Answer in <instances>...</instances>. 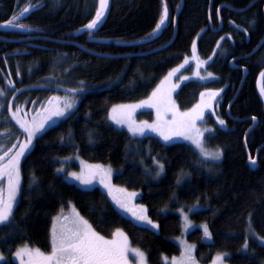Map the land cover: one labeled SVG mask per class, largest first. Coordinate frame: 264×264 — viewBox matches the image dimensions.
I'll list each match as a JSON object with an SVG mask.
<instances>
[{
  "label": "trees",
  "instance_id": "1",
  "mask_svg": "<svg viewBox=\"0 0 264 264\" xmlns=\"http://www.w3.org/2000/svg\"><path fill=\"white\" fill-rule=\"evenodd\" d=\"M181 3L112 0L96 32L85 26L95 18L99 0H0V25L30 9L17 21L26 27L0 26V136L11 135L6 146L16 149L23 137L11 111L32 113L65 89H83L72 113L36 137L20 162L19 201L10 220L0 224V251L8 257L2 264H18L12 255L21 246L48 252L55 217L71 204L103 237L123 230L149 264H168L180 254L174 238L183 234L181 211L211 233L207 238L195 228L187 234L199 263L226 253L230 264H264V243L258 239L264 238V99L257 85L264 71V0H184L175 25ZM165 4L167 21L157 31ZM220 24L214 31L212 26ZM156 34L148 43L121 44ZM198 35L197 51L217 79L188 81L176 99L187 109L204 93L221 90L215 110L225 125L211 113L205 121L216 128L206 143L223 149L219 163L206 161L185 142L134 137L110 118L112 106L148 97L191 53ZM174 36L168 47L145 54ZM80 46L124 57L96 56ZM237 57L244 58L235 61L239 67L234 69L230 61ZM242 67L248 71L243 83ZM252 117L258 124L246 144ZM257 150L253 169L248 151L254 158ZM78 157L111 166L113 182L139 193L137 200L146 205L154 225L135 223L100 187L84 189L68 181L58 169H80ZM197 205L202 208L194 210Z\"/></svg>",
  "mask_w": 264,
  "mask_h": 264
},
{
  "label": "snow or ice",
  "instance_id": "2",
  "mask_svg": "<svg viewBox=\"0 0 264 264\" xmlns=\"http://www.w3.org/2000/svg\"><path fill=\"white\" fill-rule=\"evenodd\" d=\"M99 10L96 12L95 18L88 23L85 27L88 29H95L98 23L101 22L105 10L108 6V0H99ZM30 11L29 8H25L19 16L14 17L9 20L6 25L0 26H13V27H26L25 25L18 24L17 21L27 15ZM168 17V9L165 4L163 9L162 18L157 25V31L160 29L162 25L165 24ZM192 59L198 60V57H192ZM189 61L186 59L184 64L180 67L183 68ZM207 63V61H198L197 67L199 68L202 64ZM175 71H179V69L173 70L170 72L168 77L165 79L168 80L172 75H174ZM199 75V72L196 73ZM212 74L209 73V76ZM262 78H264V73L261 74ZM187 79V77H185ZM175 87V86H174ZM261 92L264 93V86L261 87ZM2 94V93H0ZM219 93H212L211 98L214 99ZM160 105H164L165 112H173L174 118L171 122V125L175 127L170 131V133L166 134L162 129V126L159 123L149 124L147 122H141L137 124L135 121L129 119L128 127L131 132L136 135H143L145 129H151L153 131H159L161 135L164 136L165 140H171L173 136H180L190 140L197 149H199L200 154L205 157H211L214 160H220L223 156V150L217 148L214 151H210L205 146L204 133H212L213 129L204 128L201 129L197 127V121L204 119V109L211 108V104H207L204 106L197 105L195 108L188 112L178 113L176 109L175 103L171 101L169 95H161L160 91L154 92L152 96L146 100L142 101L139 105L128 106L129 109H135L137 107H156L158 119L160 117ZM73 107V104L65 102L63 108L56 107L54 111H51L48 117L41 121L39 124L34 125L33 127H28L27 125H22L25 128V131L28 134V140L25 144L20 145V151L16 152L14 155L9 157V152L11 149H7L4 151L3 156H0V161H4L7 157L6 163H0V178L7 177V195L5 196L4 190L0 189V223L8 222L12 216L14 210V204L16 201V196L19 192L20 188V174H19V159L24 155V151L29 148L31 145L32 139L44 129L45 124L55 117H62L65 115L66 111ZM19 111V110H18ZM113 113L117 112L116 108H113ZM13 117L16 116V113H12ZM130 116V113H129ZM178 117V118H177ZM112 119H116V116L113 115ZM219 125H225V121L219 119L217 117ZM123 120H117V123H123ZM13 148L16 145L12 146ZM158 163V162H157ZM255 163V161H253ZM92 168L99 171L106 179H110L111 177V169L103 168V166H91ZM160 170L163 171V165H159ZM58 171H62V169H58ZM96 172H91L89 174H81L76 175L73 173V176L76 179L80 180L84 184H91L92 179L90 177H94ZM104 183V181H101ZM105 187H109L110 185L105 183ZM111 191V188H110ZM117 191L124 193V195L131 199L132 197L137 196L138 194L135 192L128 193L124 189H118ZM113 199L117 201L121 207H127V203L121 200L117 196H113ZM143 212L144 209H141ZM134 215H137L135 212ZM139 220H146L147 217L144 215H137ZM185 220V229L191 227V222L188 219L187 214L184 216ZM74 227L69 229L66 227H61L58 231L56 226L53 225L51 231V253L44 254L38 248H29L27 245L23 248L16 251L15 256L18 259H22L24 257L27 258V264H128V255L131 253L134 258L138 259L139 264H146V256L139 249L130 248L127 236L117 230L113 234L112 239H106L103 236L99 235L94 231L92 226L88 224L86 220L79 217L77 214V219L74 222ZM203 234L205 237L210 238L211 233L208 230L207 225H203ZM258 239H260L258 237ZM264 243V239L261 240ZM245 249L248 247L247 244L244 245ZM194 250V246H186L185 254L179 259L174 260L173 264H196L195 258L192 255V251ZM227 256L226 253L217 254L216 260L214 264H223L224 258ZM165 260L167 258H164Z\"/></svg>",
  "mask_w": 264,
  "mask_h": 264
},
{
  "label": "rangeland",
  "instance_id": "3",
  "mask_svg": "<svg viewBox=\"0 0 264 264\" xmlns=\"http://www.w3.org/2000/svg\"><path fill=\"white\" fill-rule=\"evenodd\" d=\"M198 38H199V35L197 36V38L193 42V45H192V48H191V53L189 55H187L184 58V60L179 65L173 67L172 69H170L167 72V74H165V76L160 80V82L158 83L156 88L151 92V94L148 97H146V98H144L142 100L136 101V102L121 103V104H116V105L111 107V109H110V118H111L112 122L117 127L126 129L134 137H143V136H146V135H155L158 138H160L163 142L169 143V144L170 143H176V142H185V143H188V144L192 145L200 154L199 149H197L196 146L190 140H188V139H186L184 137L173 136V138L171 140H165L164 136L161 135V133L159 131H153L151 129H145V132H144L143 135H139V134L134 135L131 132V130L129 129V127H128V121H129V119H131L132 121H135L137 124H140L141 122H147L149 124L159 123L162 126V129L165 131L166 134L170 133V131L175 126L171 125V123H165V122H171L173 120V118H174V113L173 112H165L164 105H160V117H159V119H158L157 108L156 107H137L135 109H129L128 108V106L139 105V104H141L142 101L148 100L152 96V94L154 92H157V90H159L161 95H169L170 96L171 101H173L175 103V106H176V109L178 110V113L188 112V111L192 110L193 108H195L197 105L204 106V105H207V104H211V108L210 109L209 108H205L204 109V113H205L204 114V119L202 121L201 120L197 121V127L201 128V129L211 128V129H213V132L215 131V129H216L215 126L211 125V124H207V123H205V121L207 120V114H209V113H213V116L216 118V122L217 123H218L217 117L219 119H222L214 111L215 106L219 102V96L222 93L221 90H217L216 89V90H211V91H208L207 93H204L203 96L199 99V101L195 105H193L192 107L187 108V109L181 108L179 103H178V101H177V99H176V93L181 88V86L184 83L188 82V81L200 80L202 82H208V81H212V80L217 79L215 74H213V73H211V72H209V71H207L205 69V66H206L207 63L206 64H202L199 68L197 67L198 61H207L208 62L207 59H203L199 55V53L197 52V49H198ZM194 56L198 57V60L192 59V57H194ZM186 59L189 61V63L186 64L183 68H181L180 66L182 64H184ZM176 69H179V71H175L174 75H172L168 80H166L165 78L168 77L169 73L173 72V70H176ZM197 72H199V75L196 74ZM209 73H211L212 75L209 76ZM263 73H264V71H263ZM261 74H260V76L258 78V83H259L260 90H261V87L264 86V78H262ZM185 77H187V79H185ZM82 91H83V89H65V90H63V93H59V94L54 95L42 107L38 108L37 110H35L32 113H28V112L22 113L21 111H18V110L11 111L12 113L13 112L16 113V116L12 117L13 116L12 115L11 118L14 121V123L17 125V127L19 128V130L21 131V133L23 135V137L21 138L22 142L20 143V145H22V144H25L27 142V140H28V134L25 131V128L22 127V125H27L28 127H33L34 125L39 124L41 121H44L48 117L50 112L54 111L56 109V107L63 108L66 101L68 103L73 104V107L68 109L64 116H62V117L53 116L52 119L45 124L44 129L41 130L39 133H37V135L32 139V142H31V145L29 146V148L27 150H25L24 151V155L20 157V159H19V167H20V162L22 161L24 156L30 151V149L34 145L36 137H38L40 134H42L48 128H50L51 126L55 125L61 119L65 118L70 113H72V111L76 108V106L78 104V101H79L78 94L81 93ZM212 93H219V94L217 96H215L214 99H212L211 98V94ZM262 94L264 96V93H262ZM113 108L117 109L116 113H113V111H112ZM129 113H130V116H129ZM113 115L116 116L115 120L112 119ZM117 120H123L124 122L123 123H117ZM2 133H4V132H2ZM208 134H209L208 132L204 133L205 146L210 151H214L217 148L222 149L220 147H210V146L207 145V143H206L207 137L206 136ZM9 136H11V135L10 134H6L4 136H0V156H3L4 151H6L7 149H11V152H9V157L11 155H14L16 152L20 151V145L16 149L10 148L11 146H9V147L6 146L7 143H6L5 140L8 139ZM17 140H18L17 136H13L12 137V142L13 143L16 142ZM202 158L205 159L208 162L219 163V162L222 161L223 156H222V158L220 160H214L211 157L205 158L203 156H202ZM76 160L80 164V169H78V170H69V171L67 170L66 172L64 170L61 171V173H64V175H65V177H66V179L68 181L76 183L77 185H79L80 187H82L84 189H91V188H94V187H100L101 189H103V191H105V193H107L109 195V198L114 203L116 208L121 213H123L124 215L130 217L135 223H137L139 225H143V226H153L154 225V222L150 219V217L148 215V209H147L146 205L140 203L137 200L138 197H139V193L137 191L129 190V189H127V188H125V187H123L121 185H118V184L113 182V176H114L115 170L111 166L104 165V164H101V163L88 162V161H85V160H83V159H81L79 157ZM6 162H7V157L5 158L4 161H0V163H6ZM91 166H103V168H105V169L110 168L111 169V177H110V179H106L99 171H97L96 169L92 168ZM91 172H96L94 177H90L92 179V183L91 184H84L80 180L76 179L75 176H73V173H75L76 175H81V174H89ZM19 174H20V169H19ZM102 180L104 181V183L101 182ZM105 183L110 185L111 191H110L109 187H105ZM0 188L4 190V194L6 196L7 195V177L0 178ZM118 189H124L128 193L135 192L138 195L135 196V197H132L131 199H128L124 195V193H121V192L117 191ZM19 194H20V188H19V192H18V194L16 196V201H15L14 207L16 206V204L19 201ZM113 196H117L121 200H123L125 203H127V207H121V205L118 204L115 199H113ZM201 208H202V206L197 205V206L194 207V210L201 209ZM141 209H144V211L142 212ZM134 212L137 215L146 216L147 219L146 220H139L137 218V215L133 214ZM77 214H78L79 217L83 218L79 214L77 209L72 204L69 205L65 210H63L59 215H57L55 217L54 225L56 226L57 230L59 231L62 226L66 227V228H69V229L73 228L75 226L74 222L77 219ZM185 214H187L188 219H189V221L191 222V225H192L191 227H189L187 229H185V220H184ZM181 215H182V219H183V234L180 237L174 238V240L180 245L181 252L177 256L171 258L169 260L168 264H173L174 260H179L185 254L186 246H194L193 243H191V242H189L187 240V234L189 232H191L192 230H194L195 228H202L203 229V225L204 224L200 225V224H196L195 222L192 221V219L190 218V212L181 211ZM83 220H85V219L83 218ZM4 223H6V222H4ZM0 224H2V223H0ZM119 231L123 232L126 235V233L123 230H119ZM252 234H254V233L252 232ZM104 238L112 239L113 236L112 237H104ZM259 238H260V241L262 239H264V238H261V237H259ZM128 242H129V247L130 248H135V247L131 246L129 238H128ZM23 247L24 246H21L17 250H19V249H21ZM28 247L32 248L30 246H28ZM33 249H35V248H33ZM135 249H138V248H135ZM16 251H15V253H16ZM40 251L42 253H44V254H50L51 253V249L48 252L42 251V250H40ZM141 252H143V251H141ZM15 253L12 255V259L14 261H16L18 264H27V258L26 257H24L22 259H18V258H16ZM192 255L195 258V246H194V250L192 251ZM216 257H217V255L214 257V259L210 263H207V264H214V261L216 260ZM225 258L223 260V264H230ZM7 260H8V257L3 255V253L0 251V264L6 262ZM195 261H196V264H201V263H199L196 260V258H195ZM128 264H139V261H138V259L134 258V256L130 253L128 255ZM146 264H149L147 259H146Z\"/></svg>",
  "mask_w": 264,
  "mask_h": 264
},
{
  "label": "water",
  "instance_id": "4",
  "mask_svg": "<svg viewBox=\"0 0 264 264\" xmlns=\"http://www.w3.org/2000/svg\"><path fill=\"white\" fill-rule=\"evenodd\" d=\"M183 3H184V0H182V3H181V5H180V7H179V9H178V11H177V13H176V15H175V19H174V22H175V25H176V23H177V19H178V16H179V14H180V12H181V10H182V7H183ZM111 8H112V0H108V6H107V9L105 10V14H104V16H103V18H102V20H101V22L100 23H98V25H97V27L95 28V29H93L94 31H96V32H98L99 30H100V28L104 25V23L106 22V20H107V18H108V16H109V14H110V12H111ZM237 12H242L243 10H236ZM222 27V26H221ZM220 27V28H221ZM220 28L219 29H217V31H219L220 30ZM158 37V34H156V35H154V36H152V37H150V38H146V39H143V40H139V41H136V42H127V43H121L122 45H127V46H130V45H136V44H144V43H148V42H151V41H153L155 38H157ZM174 39H175V36H174V38L168 43V44H166V45H164V46H162V47H160V48H157V49H154V50H152V51H150V52H148V53H145V54H150V53H153V52H157V51H160V50H162V49H164V48H166V47H168L170 44H172V42L174 41ZM69 43H72V42H69ZM75 44V43H74ZM80 48L81 49H83V50H85V51H87V52H89V53H92L93 55H96V56H105V57H110V58H116V57H124V56H116V55H104V54H101V53H96V52H92V51H89V50H87L85 47H83V46H80ZM240 58H244V57H237V58H233L231 61H230V66L232 67V68H238L239 66L236 64V60H238V59H240ZM243 68V70H244V77H243V80H242V83H243V81L245 80V77L247 76V74H248V71H247V69L246 68H244V67H242ZM240 91V90H239ZM239 93V92H238ZM235 98H236V96H235ZM235 98H234V100H235ZM234 100H232L231 102H230V104H229V106H228V109H227V114H228V116L230 117V118H232L233 116L231 115V113H230V106H231V103L234 101ZM235 119V118H234ZM252 120H253V125L251 126V128L248 130V132H247V134H246V137H245V143L247 144V136H248V134H249V132L253 129V128H255L256 126H257V124H258V119L257 118H255V117H252L251 118ZM239 120V119H238ZM258 152H259V150H257V152H256V155H255V157L253 158L252 156H251V153L248 151V156H249V163H250V165H251V167L253 168V169H256L257 168V155H258ZM253 161H255V163H253Z\"/></svg>",
  "mask_w": 264,
  "mask_h": 264
},
{
  "label": "flooded vegetation",
  "instance_id": "5",
  "mask_svg": "<svg viewBox=\"0 0 264 264\" xmlns=\"http://www.w3.org/2000/svg\"><path fill=\"white\" fill-rule=\"evenodd\" d=\"M213 30L215 31V30H217V28H216V27H214V28H213Z\"/></svg>",
  "mask_w": 264,
  "mask_h": 264
}]
</instances>
